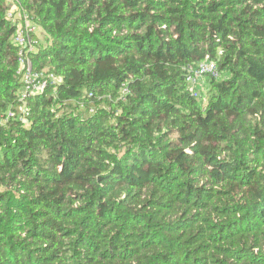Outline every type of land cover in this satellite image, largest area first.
<instances>
[{
  "label": "trees",
  "instance_id": "trees-1",
  "mask_svg": "<svg viewBox=\"0 0 264 264\" xmlns=\"http://www.w3.org/2000/svg\"><path fill=\"white\" fill-rule=\"evenodd\" d=\"M19 2L60 81L0 0V264H264V0Z\"/></svg>",
  "mask_w": 264,
  "mask_h": 264
},
{
  "label": "built area",
  "instance_id": "built-area-1",
  "mask_svg": "<svg viewBox=\"0 0 264 264\" xmlns=\"http://www.w3.org/2000/svg\"><path fill=\"white\" fill-rule=\"evenodd\" d=\"M12 8L7 12V17L15 26L13 42L17 47L19 58V75L23 84L21 90L22 99L32 97L44 91L49 85H55L60 81V77L48 69L37 70L34 68L32 54L40 45L39 27L33 19L20 6L19 0H8ZM187 78L190 88L195 96H198V89L204 82L206 76L219 77L220 71L214 61H204L196 65H189L186 68ZM124 92L128 89L125 87ZM26 113V108L23 109Z\"/></svg>",
  "mask_w": 264,
  "mask_h": 264
},
{
  "label": "rangeland",
  "instance_id": "rangeland-1",
  "mask_svg": "<svg viewBox=\"0 0 264 264\" xmlns=\"http://www.w3.org/2000/svg\"><path fill=\"white\" fill-rule=\"evenodd\" d=\"M39 36L40 44L45 45L47 43V36L45 34V31L40 28L39 33L37 34ZM208 89V80H205L199 87V91H201L203 94L206 93Z\"/></svg>",
  "mask_w": 264,
  "mask_h": 264
}]
</instances>
